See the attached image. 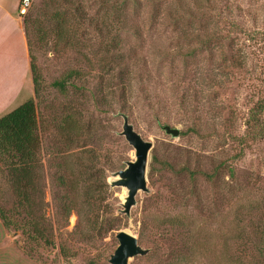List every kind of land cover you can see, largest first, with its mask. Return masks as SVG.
Instances as JSON below:
<instances>
[{"label":"rangeland","instance_id":"374dc122","mask_svg":"<svg viewBox=\"0 0 264 264\" xmlns=\"http://www.w3.org/2000/svg\"><path fill=\"white\" fill-rule=\"evenodd\" d=\"M51 1L34 0L27 24L46 108L59 113L74 101L83 136L71 150L100 152L109 185L134 160L121 135L126 116L152 143L147 192L137 193L127 216L126 190L110 185L104 217H117L115 227L98 233L74 212L55 221L46 178L39 214L54 233L49 246L32 238L0 174V211L12 223L0 219V264H109L119 231L147 250L129 264H264V135L253 134L250 121L264 101V0ZM60 25L66 34L57 36ZM111 60L119 64L109 70L103 64ZM72 69L87 72L76 81L85 91L62 96L52 83ZM154 152L162 161L177 157L178 167L189 157L195 181L168 170L150 177ZM62 234H71L68 255Z\"/></svg>","mask_w":264,"mask_h":264},{"label":"trees","instance_id":"16d2710c","mask_svg":"<svg viewBox=\"0 0 264 264\" xmlns=\"http://www.w3.org/2000/svg\"><path fill=\"white\" fill-rule=\"evenodd\" d=\"M41 1L53 4L51 0ZM30 8L24 16L23 24L29 50L33 98L0 117V174L4 176L6 183L9 184L10 192L16 199L14 209H21L24 213L25 224L29 226L32 238L52 246L54 233L47 220L39 214L43 207L41 198L44 197L46 178L55 209V221L61 217L65 222L74 212L78 220H85L86 231L90 229L101 233L108 231L111 227L114 228L117 217L106 218L110 185L106 181L101 163L103 155L94 149L81 152L71 150L73 146L80 144L83 136V129L73 118V112L76 110L73 106L74 101L63 103L59 113L51 112L45 106L40 74L32 53L33 38L36 37L29 33L27 25L34 20L36 8H33L31 13ZM61 26L57 27V36L66 34L64 26ZM114 64H119V61H106L103 66L110 70ZM85 74L87 72L69 70L56 79L52 86L62 96L67 97L69 91L78 96L85 89L77 86L76 81L82 79ZM263 111L264 101L251 110V127L255 130L253 134L264 135V124L260 116ZM166 158L162 161L157 153L152 154L150 177L154 173L161 175L168 170L174 178L181 179L186 174L191 182L195 181L196 171H191L188 167L189 157L182 167H178L177 157L167 155ZM218 171V168H215L211 176ZM172 218L169 222L177 225L179 218ZM0 219L5 228L11 226L10 219L2 211H0ZM58 223L57 221L56 225ZM182 225V223L179 224V226ZM190 226H193V222H190ZM190 229L196 231L203 228L194 226ZM262 230L264 234V227ZM68 235L71 236V234H65L66 238H64V235H61L59 248L64 255L69 254L66 243ZM198 235L197 231L196 238Z\"/></svg>","mask_w":264,"mask_h":264},{"label":"crops","instance_id":"0c3cea01","mask_svg":"<svg viewBox=\"0 0 264 264\" xmlns=\"http://www.w3.org/2000/svg\"><path fill=\"white\" fill-rule=\"evenodd\" d=\"M20 0H0V117L33 98Z\"/></svg>","mask_w":264,"mask_h":264},{"label":"water","instance_id":"95a60500","mask_svg":"<svg viewBox=\"0 0 264 264\" xmlns=\"http://www.w3.org/2000/svg\"><path fill=\"white\" fill-rule=\"evenodd\" d=\"M160 128L173 138L179 137V130L167 124ZM121 135L134 150V160L126 163V167L113 174L109 182L112 187H121L126 190V196L122 203V212L129 215L131 207L135 205V197L139 191L147 192V164L152 143L145 141L129 124L127 117L123 116ZM118 246L109 259V264H129V260L136 256H144L147 250L138 245L136 237L126 231L116 234Z\"/></svg>","mask_w":264,"mask_h":264},{"label":"built area","instance_id":"2783aa9c","mask_svg":"<svg viewBox=\"0 0 264 264\" xmlns=\"http://www.w3.org/2000/svg\"><path fill=\"white\" fill-rule=\"evenodd\" d=\"M32 0H20L19 6H18V15L19 17H24L28 11V9L31 7Z\"/></svg>","mask_w":264,"mask_h":264}]
</instances>
